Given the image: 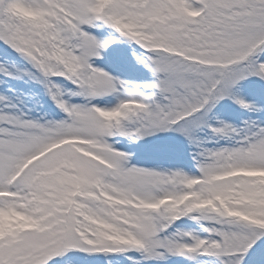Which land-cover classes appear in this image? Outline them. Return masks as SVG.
I'll use <instances>...</instances> for the list:
<instances>
[{
    "label": "snow or ice",
    "instance_id": "snow-or-ice-1",
    "mask_svg": "<svg viewBox=\"0 0 264 264\" xmlns=\"http://www.w3.org/2000/svg\"><path fill=\"white\" fill-rule=\"evenodd\" d=\"M0 85V264H264V0H0Z\"/></svg>",
    "mask_w": 264,
    "mask_h": 264
},
{
    "label": "rangeland",
    "instance_id": "rangeland-1",
    "mask_svg": "<svg viewBox=\"0 0 264 264\" xmlns=\"http://www.w3.org/2000/svg\"><path fill=\"white\" fill-rule=\"evenodd\" d=\"M2 87L3 86L0 85V88ZM13 87L18 90L17 95H20L21 92L27 94L20 96L21 100L23 101L22 106L27 105L28 107H38L39 104L37 102L39 101L44 105V107H50L48 100L43 95L42 90L38 85L17 83L13 85Z\"/></svg>",
    "mask_w": 264,
    "mask_h": 264
}]
</instances>
